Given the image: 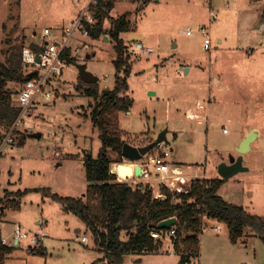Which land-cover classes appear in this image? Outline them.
<instances>
[{
    "label": "rangeland",
    "instance_id": "1",
    "mask_svg": "<svg viewBox=\"0 0 264 264\" xmlns=\"http://www.w3.org/2000/svg\"><path fill=\"white\" fill-rule=\"evenodd\" d=\"M86 1L0 0V59L8 40L18 48L68 36ZM112 1L110 17L126 14L133 31L157 51L149 57L130 51L129 32L122 33L123 57L131 66L127 81L132 98L129 110L118 113L122 138L130 144L145 145L167 129L168 162L186 177L180 187L168 186L147 166V179L132 183L149 182L154 194L162 185L176 193L185 192L191 182L202 178L199 176L219 177L218 165L228 163L230 156L237 157L236 147L254 131L250 150L242 155L247 170L224 179L218 194L252 214L264 216V47L251 59L237 49L243 45L241 37L246 28L260 32L264 0ZM211 12L216 13L214 20ZM104 26H109V20ZM203 26L209 32L208 50L203 48L199 30ZM188 28L192 30L189 35L185 33ZM263 43L258 38L256 48ZM68 49L76 62L67 63L60 75L50 77L56 97L48 102L39 98L35 110L12 131L13 142L0 149V198L6 189L11 194L7 199L18 204L9 206L7 199L0 202V236L14 246L5 264H109L93 247L91 233L80 219L63 212L61 204L46 191L61 197H81L87 185L83 159L87 154L95 158L100 148L99 131L89 114L93 99L85 94L87 84L80 85L76 64H85L99 77V90L111 89L115 81L116 53L107 33L91 38L76 28ZM183 66H190L189 73ZM214 76L220 81L217 85ZM20 85L11 83L13 88ZM149 91L155 94L149 95ZM9 130L0 128V147ZM36 132L41 133L40 138L29 136ZM21 133L26 135L19 141ZM140 161L146 165L143 158ZM119 163L128 162L110 165L116 176L114 167ZM203 219L198 255L185 264H264V243L258 237L243 236L232 243L225 224ZM15 224L29 234L45 231L42 243L34 246L44 247L45 253L30 252L29 238L14 245ZM215 225L221 230L216 231ZM246 233H250L249 228ZM166 239L152 251L125 255L122 264H179L180 256Z\"/></svg>",
    "mask_w": 264,
    "mask_h": 264
},
{
    "label": "trees",
    "instance_id": "2",
    "mask_svg": "<svg viewBox=\"0 0 264 264\" xmlns=\"http://www.w3.org/2000/svg\"><path fill=\"white\" fill-rule=\"evenodd\" d=\"M112 0H96L89 5L95 18L93 24L83 22L88 36L98 38L108 34L114 41L116 57L114 86L107 93L99 90L97 82L85 86V94L93 99L90 120L97 127L100 148L95 158L85 155L83 168L87 185L81 197L58 196L47 194L61 204L63 212L73 213L90 231L93 247L102 252L109 264H122L127 254H140L152 251L160 240L150 235L151 230H159L158 223L166 218L175 217V224L163 230L174 228L173 249L180 256L179 264H185L191 257L198 255V235L204 226V219H214L226 225L232 243L246 236L258 237L264 243V216L252 214L241 205L227 202L218 194L224 182L220 177H203L191 182L186 192L176 193L167 186L160 187L161 197H155L149 182L118 181L116 173L110 171L113 162L123 160L121 154L122 131L118 124V113L128 111L132 104L127 81L131 66L123 57L125 45L122 33L129 32L130 22L126 14L116 19L110 17L113 8ZM264 19V11L261 14ZM109 26H104L105 20ZM3 59H0V128L10 129L16 120L19 108L13 104L12 94L17 88L11 83H23L27 72L23 70L21 61L22 49L7 41ZM41 44L28 45L34 51L43 48ZM66 63H75L70 56V49L62 54ZM80 79V78H79ZM81 80V79H80ZM84 82L81 80L82 85ZM18 133V132H17ZM26 134L19 135L22 141ZM6 201L11 194L4 190ZM14 194V193H13ZM8 200V199H7ZM10 201V203H9ZM13 202V203H12ZM9 206L17 207L15 200H8ZM246 228L250 233H246ZM0 236V264L11 255L14 246L2 243ZM30 252L44 254V247L30 246Z\"/></svg>",
    "mask_w": 264,
    "mask_h": 264
},
{
    "label": "built area",
    "instance_id": "3",
    "mask_svg": "<svg viewBox=\"0 0 264 264\" xmlns=\"http://www.w3.org/2000/svg\"><path fill=\"white\" fill-rule=\"evenodd\" d=\"M91 3H95V0H87L85 2V7L81 11L80 16H78L77 21L75 23L73 22V29L68 36L63 35L60 41L44 42L43 48L38 51H34L29 47H23L21 61L24 71L27 73L37 71V74L27 78L21 83L20 87L16 89L15 93L12 94L13 104L19 108V113L9 132H7L5 139L2 141L0 149L7 143L13 142L12 131H15V127L21 123L22 119L28 116L29 111L35 110L39 98L43 102H48L56 97L57 91L51 88L50 77L60 75L64 66L67 64L66 60L62 57V54L69 47L70 36L73 34L74 29L80 28L81 32L88 35V30L84 28L83 22L86 21L90 25L95 22V18L89 10V5ZM210 14L211 19H215L216 14L214 12H211ZM199 30L203 36V48L208 50L210 48L209 32L204 26ZM48 33L49 30L45 28L44 35H47ZM185 33L189 35L192 33V30L188 28ZM127 48L132 52L147 57L157 54V51L153 47L146 45L142 40L127 41ZM36 55L39 58L38 63L35 60ZM199 107L204 109L205 106L199 104ZM199 122L201 123V121ZM223 132H226V129H224ZM54 155H58V152L55 151ZM169 156L170 148L166 143L160 142L156 144L143 156V159L146 161V167H142V171L147 176V166H149L150 170L158 175L161 183L168 186L180 187L186 182V177L178 166H172L169 164ZM114 170H116V166L114 167ZM112 172L114 171L112 170ZM121 177L122 176L117 174L118 181H122L123 179L126 180L127 178ZM177 189L180 190V188ZM155 197L162 198L160 193L155 194ZM215 229L218 230L219 226H216ZM46 235L47 233L42 229H38L29 234L25 229H22L19 224H15L13 228L14 245H18L20 240L29 238L31 246H39ZM150 235L157 240L168 238L171 243H173L172 237L175 235V229H154L150 231ZM1 241L2 243H7L6 238H2ZM82 241H86V238L82 237Z\"/></svg>",
    "mask_w": 264,
    "mask_h": 264
},
{
    "label": "water",
    "instance_id": "4",
    "mask_svg": "<svg viewBox=\"0 0 264 264\" xmlns=\"http://www.w3.org/2000/svg\"><path fill=\"white\" fill-rule=\"evenodd\" d=\"M140 39H141L140 36H135L132 40L135 41V40H140ZM89 57H90L89 55L86 56V58H89ZM35 60L37 63L39 62V58L37 55L35 56ZM76 68L78 71V77L84 83L92 84V83L98 82L99 77L92 74L90 71H88L86 69L85 64H76ZM183 71L186 72L187 68H185ZM36 74H37V71L30 72L27 74V78H30L31 76L36 75ZM107 91L108 89H103L104 93H107ZM153 94H155L154 91H149V95H153ZM167 131H168L167 129L160 131L154 140H152L151 142H148L145 145L134 146L128 142H124L122 144L121 154H122L123 160L127 161L128 163L117 164V167H116L117 174L121 175L120 169L125 168L126 172L128 173L124 177L142 176L143 175L142 166L138 162L142 160L143 156L146 153H148L156 144L160 142H164L166 144L169 143L166 137ZM29 136L34 137V138H40L41 133L40 132L31 133L29 134ZM255 137H256V133L254 131L249 132L245 136V138L242 139L240 144L236 147V151L238 153L237 157L230 156L228 163L221 162L218 165L217 173L220 178L228 179V178L233 177L235 174H237L240 171L247 170V167H245L242 163V155L244 153H247L250 150L251 143L255 139ZM128 164H131L133 166L131 170H130V165ZM175 222H176L175 217H169V218L161 220L157 226L158 228H161V229L167 228L175 224Z\"/></svg>",
    "mask_w": 264,
    "mask_h": 264
},
{
    "label": "crops",
    "instance_id": "5",
    "mask_svg": "<svg viewBox=\"0 0 264 264\" xmlns=\"http://www.w3.org/2000/svg\"><path fill=\"white\" fill-rule=\"evenodd\" d=\"M215 13V12H214ZM216 14V13H215ZM209 16H210V14H209ZM251 16V15H250ZM211 20V19H210ZM214 20V19H213ZM131 28V30L129 31V34L127 35L128 37H129V40H132L135 36H140V34H138L137 32H135V31H133V27L132 26H130ZM259 28H260V32L259 33H256L255 31H249V28H246V29H248L247 31H246V33L244 34V37H241V40H242V42L241 43H243V45H241V46H237V49H242L245 53H246V55H247V58L248 59H251L252 57H253V55H254V53L258 50V49H262L263 47H264V43L263 44H259L258 46H257V48H256V44H255V41H257V39L259 38V42H263L264 41V37H259V35L263 32V34H264V19H261V22H260V24H259ZM133 35V36H132ZM132 36V37H131ZM141 37V39L140 40H143L144 39V37L143 36H140ZM132 41H134V40H132ZM218 43H222V40L220 39V40H218ZM255 44V45H254ZM256 48V49H255ZM235 49V48H234ZM185 68H187V72L186 73H189V71H190V66H188V67H186V66H183V70L185 69ZM98 81H99V79H98ZM213 81L216 83V85L220 82L219 81V79L217 78V77H213ZM209 101H207V103H208ZM206 114H207V112H206ZM205 114V117L207 116ZM242 139V138H241ZM132 145H134V146H140L139 144H134V143H131ZM144 145V144H143ZM142 167H146V165H144V163L142 162V161H140V162H138ZM182 171V170H181ZM187 175V174H186ZM199 177H202L203 178V176H199ZM128 178V179H127ZM126 178V180H132V181H137V180H142V179H144V178H146L147 179V176L143 173V175L142 176H140V177H134V176H131V177H127ZM218 192V191H217ZM37 223H39V220L37 221ZM216 226H219V225H215L214 226V229H215V227ZM216 230V229H215ZM221 230V228H220V226H219V229L218 230H216V231H220ZM166 240H168V239H166ZM163 241H165V239H160V243H162ZM169 241V240H168ZM170 242V241H169ZM171 243V242H170ZM7 244V243H6ZM172 244V246H173V243H171ZM29 248H30V245H28V250H29ZM13 252V251H12ZM104 260H106L105 258H104ZM107 261V260H106ZM108 262V261H107Z\"/></svg>",
    "mask_w": 264,
    "mask_h": 264
},
{
    "label": "bare ground",
    "instance_id": "6",
    "mask_svg": "<svg viewBox=\"0 0 264 264\" xmlns=\"http://www.w3.org/2000/svg\"><path fill=\"white\" fill-rule=\"evenodd\" d=\"M128 165H130V170H131L133 166L131 164H128ZM116 167H117V165H116ZM127 173L128 172H126V169L125 168H121L120 169V174H121L120 176L124 177V176L127 175ZM129 175H130V173H129Z\"/></svg>",
    "mask_w": 264,
    "mask_h": 264
}]
</instances>
